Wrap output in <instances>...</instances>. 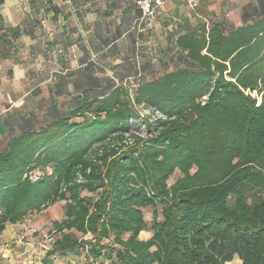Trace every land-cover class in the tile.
Returning <instances> with one entry per match:
<instances>
[{"label": "trees", "instance_id": "trees-1", "mask_svg": "<svg viewBox=\"0 0 264 264\" xmlns=\"http://www.w3.org/2000/svg\"><path fill=\"white\" fill-rule=\"evenodd\" d=\"M177 45L176 69L11 139L0 241L64 201L46 262L264 264V19L202 25Z\"/></svg>", "mask_w": 264, "mask_h": 264}, {"label": "crops", "instance_id": "crops-1", "mask_svg": "<svg viewBox=\"0 0 264 264\" xmlns=\"http://www.w3.org/2000/svg\"><path fill=\"white\" fill-rule=\"evenodd\" d=\"M0 15V153L5 154L11 139L40 132L120 85L149 81L182 65L177 39L187 32L263 20L264 0H198L196 6L166 0L151 20L139 19L136 0H5ZM55 205L6 225L0 257L7 264H26L31 251L46 261L42 235H31L53 216ZM78 260L85 256H56L47 263Z\"/></svg>", "mask_w": 264, "mask_h": 264}, {"label": "built area", "instance_id": "built-area-1", "mask_svg": "<svg viewBox=\"0 0 264 264\" xmlns=\"http://www.w3.org/2000/svg\"><path fill=\"white\" fill-rule=\"evenodd\" d=\"M166 0H136V5L138 8V11L140 13L139 19L140 20H151L154 19L157 15L158 9L163 6L164 2ZM189 3L193 6H196L198 3V0H189ZM253 96H257V92L255 91L253 93ZM264 96L261 95L259 96V101L261 98ZM48 237L47 234H44L42 239L39 241V244L42 246V248H46L47 250L51 248V244H46L45 240ZM54 241V240H53ZM26 264H48L45 260L44 257H40L36 251H31L27 254V261ZM71 264H80L78 262H73ZM88 264H101L99 260H93ZM226 264H241V261L238 260L237 262H227Z\"/></svg>", "mask_w": 264, "mask_h": 264}, {"label": "rangeland", "instance_id": "rangeland-1", "mask_svg": "<svg viewBox=\"0 0 264 264\" xmlns=\"http://www.w3.org/2000/svg\"><path fill=\"white\" fill-rule=\"evenodd\" d=\"M142 113L144 114V115H146V114H148V111H144V110H142ZM63 207H64V201L63 202H59V203H57L55 206H54V208H51V211H53L52 213H53V216H55V217H60L61 216V214L63 213ZM50 210V209H49ZM48 210V211H49ZM40 215H42V214H38V216H40ZM147 221H148V223L150 224L151 223V220H152V210H148L147 211ZM37 216V217H38ZM52 216V217H53ZM52 217H50V215H49V217H48V221L46 222V223H44L41 227H40V229L39 230H35L34 232H32V235H31V238H38L40 235H42L41 237H43L44 236V234H47L48 235V237L46 238V244H51V247H52V245H53V243H52V241L54 240V238H55V235H54V233H53V224H52V222L54 221V220H50ZM40 219V218H39ZM37 229V228H36ZM79 237H81L82 235H81V233H76ZM149 235H150V231L149 230H145V231H143L142 232V236L143 237H149ZM91 237V235H88V236H86V238H90ZM26 238V237H25ZM42 239V238H41ZM25 240V239H24ZM105 243H110V241L109 240H105ZM100 262H101V264H113L111 261H109V260H100ZM78 263H80V264H85V262L84 261H80V260H78ZM0 264H7V262L5 261V259L3 258V257H0Z\"/></svg>", "mask_w": 264, "mask_h": 264}]
</instances>
